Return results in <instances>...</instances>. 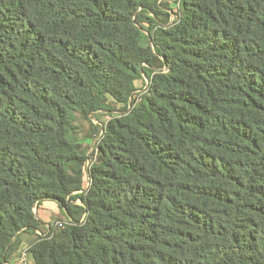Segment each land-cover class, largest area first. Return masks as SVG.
<instances>
[{"label": "trees", "instance_id": "1", "mask_svg": "<svg viewBox=\"0 0 264 264\" xmlns=\"http://www.w3.org/2000/svg\"><path fill=\"white\" fill-rule=\"evenodd\" d=\"M170 1L0 0V264H264V0Z\"/></svg>", "mask_w": 264, "mask_h": 264}, {"label": "rangeland", "instance_id": "2", "mask_svg": "<svg viewBox=\"0 0 264 264\" xmlns=\"http://www.w3.org/2000/svg\"><path fill=\"white\" fill-rule=\"evenodd\" d=\"M176 0H172L169 2V5H172V7H175ZM172 21V17L170 19V22ZM147 81L145 79V82L138 83V85L141 87H144L146 85ZM145 84V85H144ZM110 119V116H105L102 114L95 115L94 121H85L82 120L80 123V129H79V138L80 142L85 145L86 147L88 145H93L92 139L97 135L98 127L101 124L106 123ZM38 218L41 220V222L47 224H53L57 219L64 220V215L61 211L60 206L57 202L52 200H45L40 203V207L37 210ZM36 236L32 233H24L21 236L20 239V245L19 249L16 251V253L12 256V261L17 260L20 261V263L17 264H33V257L30 253L25 255L26 257V263L23 262V251L27 249L31 244L35 241ZM14 259V260H13Z\"/></svg>", "mask_w": 264, "mask_h": 264}, {"label": "built area", "instance_id": "3", "mask_svg": "<svg viewBox=\"0 0 264 264\" xmlns=\"http://www.w3.org/2000/svg\"><path fill=\"white\" fill-rule=\"evenodd\" d=\"M174 20V15L172 16V21ZM171 21V22H172ZM146 79V78H145ZM146 81H147V83H148V79H146ZM130 103H131V105H130ZM132 98H131V100H130V102H129V108H131L132 107ZM103 134V130L101 131V133H100V135L98 136V138H97V140H99V138L101 137V135ZM97 142V141H96ZM96 142L93 144V145H95L96 144ZM89 155H90V151H89V153H88ZM95 157H96V155H95ZM95 157H94V160H95ZM94 160H92V159H88V161H87V165H86V177H87V187H89L90 186V184H91V176H90V170H91V168H92V165H93V163H94ZM78 203H80V201H78ZM37 211V209H36V207H35V212ZM69 224H72V222L71 221H68V220H57L56 222H55V228L56 229H62V228H64L66 225H69ZM46 228H47V232L46 233H43V232H41V231H38L37 232V235H39V236H47L49 233H50V231H51V227H50V225L49 224H47L46 225ZM25 253L23 254V262H25L26 263V257H25Z\"/></svg>", "mask_w": 264, "mask_h": 264}, {"label": "crops", "instance_id": "4", "mask_svg": "<svg viewBox=\"0 0 264 264\" xmlns=\"http://www.w3.org/2000/svg\"><path fill=\"white\" fill-rule=\"evenodd\" d=\"M37 215H38V214H37ZM58 219H59V218H58ZM58 219H57V220H58ZM59 220H60V219H59ZM13 260H14V259H13ZM13 262H14V264L20 263V261H17V260H14Z\"/></svg>", "mask_w": 264, "mask_h": 264}, {"label": "water", "instance_id": "5", "mask_svg": "<svg viewBox=\"0 0 264 264\" xmlns=\"http://www.w3.org/2000/svg\"><path fill=\"white\" fill-rule=\"evenodd\" d=\"M130 105H131V103H130Z\"/></svg>", "mask_w": 264, "mask_h": 264}]
</instances>
